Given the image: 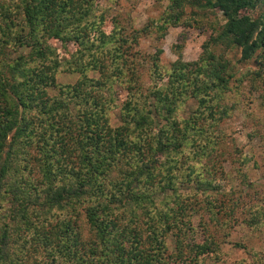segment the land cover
<instances>
[{
	"label": "trees",
	"instance_id": "trees-1",
	"mask_svg": "<svg viewBox=\"0 0 264 264\" xmlns=\"http://www.w3.org/2000/svg\"><path fill=\"white\" fill-rule=\"evenodd\" d=\"M165 1L136 29L98 0H0V264L222 259L215 234L186 240L199 211L221 232L237 210L213 153L220 123L241 110L230 83H264V0ZM177 27L211 31L195 61L181 45L166 70L159 48L136 52ZM250 60L259 68L239 72ZM59 74L78 77L59 84ZM244 214L255 232L264 224L263 209ZM232 264H264V249Z\"/></svg>",
	"mask_w": 264,
	"mask_h": 264
},
{
	"label": "rangeland",
	"instance_id": "rangeland-1",
	"mask_svg": "<svg viewBox=\"0 0 264 264\" xmlns=\"http://www.w3.org/2000/svg\"><path fill=\"white\" fill-rule=\"evenodd\" d=\"M101 9L109 20L119 16L122 23H130L134 28H141L149 20L157 19L166 3L165 0H117L110 4L104 0H98ZM257 12L253 13L255 16ZM220 19L219 13L216 14ZM211 31L206 27L198 31L182 27L169 28L165 37L159 42L152 39H140L136 47L139 55L153 54L157 48L161 50L159 59L160 66L166 70L176 57L174 47L181 45V59L184 62L195 61L200 53V45L206 41ZM59 47V44H56ZM234 50L228 57L233 62L238 58ZM257 61L250 60L239 65V72L249 71L253 73L259 67ZM89 76H94L89 74ZM236 73V77H238ZM77 75L59 74L56 77L59 84H72ZM241 79V78H239ZM238 91L237 100L241 110H234L224 122L220 123V141L216 143L214 162L216 169L222 172L218 184L224 190H229L231 196L238 199L237 210L233 213L232 222L226 223L221 232L213 227H202L201 223L207 222V214L198 212L191 218L193 232L187 236V242H202L206 234H215L219 239V249L222 252V259L218 263L209 264H232L246 257V252L252 250L259 252L264 249V224L258 231H254L243 224L244 211L248 207H258L264 210V83L248 74L241 84L231 82ZM53 94L52 90L48 91ZM124 100L121 92L118 96L117 106ZM117 109L109 113L110 126L118 124ZM189 109V108H188ZM185 110V114L188 113ZM182 115V113H181ZM258 131L260 136L255 135ZM244 161L245 164H240ZM203 166L206 159L201 161ZM218 170V171H219ZM244 176V178H241ZM225 202V198H220ZM227 212L228 204L223 205ZM221 242V243H220ZM167 253L173 252V239L166 240ZM208 263V261H207Z\"/></svg>",
	"mask_w": 264,
	"mask_h": 264
}]
</instances>
